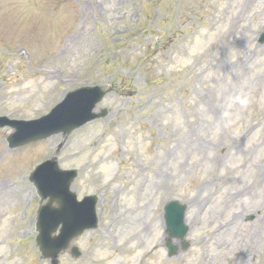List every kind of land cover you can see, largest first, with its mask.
Returning <instances> with one entry per match:
<instances>
[{"label":"rangeland","instance_id":"1","mask_svg":"<svg viewBox=\"0 0 264 264\" xmlns=\"http://www.w3.org/2000/svg\"><path fill=\"white\" fill-rule=\"evenodd\" d=\"M264 0H0V116L32 120L110 84L72 132L10 149L0 129V264L40 255L30 174L62 144L97 230L60 264H264ZM189 206L185 252L164 206Z\"/></svg>","mask_w":264,"mask_h":264},{"label":"water","instance_id":"2","mask_svg":"<svg viewBox=\"0 0 264 264\" xmlns=\"http://www.w3.org/2000/svg\"><path fill=\"white\" fill-rule=\"evenodd\" d=\"M260 42L264 43V34ZM107 91V86L82 88L69 94L50 115L40 120L26 122L0 118V127L10 126L15 130L8 139L11 148L47 139L59 133L68 135L88 122L106 116V111L95 114L93 110ZM76 177L75 170H62L56 158L37 167L31 175V181L37 187L42 201L49 198V202L39 211L37 244L43 258L51 259L52 264H59L60 254L66 251L76 238L85 231L98 227V197H86L82 202H78L77 195L71 190ZM187 208V205L177 201H170L165 207L171 236L168 242L170 256H174L178 251L172 244V238L184 239L189 232L185 224ZM188 247V244L184 245V249ZM72 254L76 258L81 256L78 247L72 249Z\"/></svg>","mask_w":264,"mask_h":264}]
</instances>
